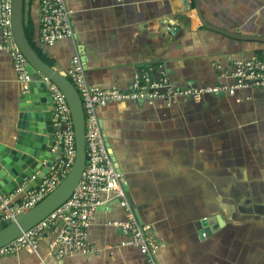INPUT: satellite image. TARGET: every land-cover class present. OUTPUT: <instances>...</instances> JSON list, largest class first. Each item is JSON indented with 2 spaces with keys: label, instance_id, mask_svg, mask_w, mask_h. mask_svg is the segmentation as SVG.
I'll return each mask as SVG.
<instances>
[{
  "label": "crops",
  "instance_id": "obj_1",
  "mask_svg": "<svg viewBox=\"0 0 264 264\" xmlns=\"http://www.w3.org/2000/svg\"><path fill=\"white\" fill-rule=\"evenodd\" d=\"M65 3L73 36L48 46L38 43L39 0H25L24 22L31 18L33 41L52 66L66 73L78 51L86 80L100 88L128 91L136 75L153 80L163 71L178 86L231 84L236 59L264 53L262 41L204 27L193 0ZM199 3L212 24L264 35V0ZM175 27L174 34L168 32ZM36 77L32 72L31 79ZM24 91L10 55L0 49V143L10 145L16 135ZM97 112L127 199L161 242L153 252L158 264H264V87L205 94L198 102L180 97L111 101ZM28 182L0 203L21 202ZM101 198L86 236L95 251L56 256L48 248L55 236L49 229L39 235L37 252L21 248L0 255V264H146L137 246L121 244L127 238L121 229L107 224L124 219L126 209L112 191H103ZM208 209H218L224 218L217 214L201 226L209 233L195 226Z\"/></svg>",
  "mask_w": 264,
  "mask_h": 264
},
{
  "label": "built area",
  "instance_id": "obj_2",
  "mask_svg": "<svg viewBox=\"0 0 264 264\" xmlns=\"http://www.w3.org/2000/svg\"><path fill=\"white\" fill-rule=\"evenodd\" d=\"M69 14L70 9L65 0H39L38 43L48 46L62 38L73 36ZM0 34V49L10 55L22 88L26 90L31 80V72L29 63L13 38L11 0H0ZM71 62L72 66L66 75L82 99L87 163L70 197L36 225L0 247V255L13 254L21 248L37 252L39 235L49 229L55 236L49 240L48 248L56 256L95 251L86 240L87 229L91 224L93 212L103 203L101 193L112 191L126 209L127 216L124 219L109 220L107 224L121 229L127 236L121 244L137 246L146 255V264H158L153 252L161 246V242L150 224H143L138 220L127 199L120 174L105 144L98 107L111 101L151 102L159 98L172 101L180 97L198 102L205 94H232L238 89L264 87V53L251 58L236 59L230 71L234 78L231 84L178 86L163 71L153 80H150L147 74L136 75L133 88L128 91L117 87L100 88L90 84L86 80L78 51L72 56ZM49 91L53 102L52 125L55 135V144L51 150L55 151L59 142L62 143L61 150L42 181L35 188L27 190L21 202L14 206L7 201L0 203V222L14 218L17 213L26 211L41 200L60 182L73 163L76 146L69 106L56 84L49 82Z\"/></svg>",
  "mask_w": 264,
  "mask_h": 264
},
{
  "label": "water",
  "instance_id": "obj_3",
  "mask_svg": "<svg viewBox=\"0 0 264 264\" xmlns=\"http://www.w3.org/2000/svg\"><path fill=\"white\" fill-rule=\"evenodd\" d=\"M193 2L197 17L204 27L231 38L264 42V35L232 32L208 22L202 14L199 0H193ZM24 3L25 0H11V28L14 41L29 66L35 70L34 74L37 77L28 82L27 89L20 95L19 100L24 102L18 105L15 137L12 138L10 145L0 143V200L26 179L29 182L25 190L36 187L61 150V142L58 143L55 151L51 150L54 133L51 116L53 102L49 91V82L59 87L68 103L76 152L68 172L49 193L26 211H21L14 218L0 222V247L36 225L66 201L77 186L87 163L82 99L66 73L45 62L30 43L25 32ZM177 30V27L169 28L168 32L174 34ZM143 101L139 100L138 102ZM115 167L119 171L116 164ZM120 181L122 182V178ZM127 196L130 197L128 194ZM220 197L223 198V195L220 194ZM223 202L233 205L225 198ZM217 214L224 220L218 209H208L207 214L201 215L195 221L196 228L207 227L214 217H218ZM204 229L209 233L207 228Z\"/></svg>",
  "mask_w": 264,
  "mask_h": 264
},
{
  "label": "trees",
  "instance_id": "obj_4",
  "mask_svg": "<svg viewBox=\"0 0 264 264\" xmlns=\"http://www.w3.org/2000/svg\"><path fill=\"white\" fill-rule=\"evenodd\" d=\"M25 23V32H26V35L30 41V43L34 46V48L36 49V51L38 52V54L40 55V57L45 61L47 62L48 64L50 65H53L52 64V61H50L43 53L42 51L40 50V48L38 46H36L35 42L33 41V35H34V25L32 23V20L31 18L28 19V22H24Z\"/></svg>",
  "mask_w": 264,
  "mask_h": 264
},
{
  "label": "rangeland",
  "instance_id": "obj_5",
  "mask_svg": "<svg viewBox=\"0 0 264 264\" xmlns=\"http://www.w3.org/2000/svg\"><path fill=\"white\" fill-rule=\"evenodd\" d=\"M29 71L32 73H34L35 72V70H33L32 68H31V66L29 67Z\"/></svg>",
  "mask_w": 264,
  "mask_h": 264
}]
</instances>
